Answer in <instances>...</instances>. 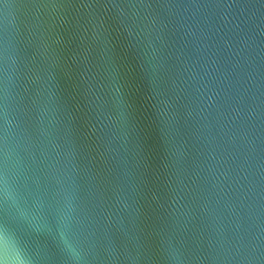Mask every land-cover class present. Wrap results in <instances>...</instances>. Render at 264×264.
Listing matches in <instances>:
<instances>
[{"label": "water", "instance_id": "95a60500", "mask_svg": "<svg viewBox=\"0 0 264 264\" xmlns=\"http://www.w3.org/2000/svg\"><path fill=\"white\" fill-rule=\"evenodd\" d=\"M0 264H264V0H0Z\"/></svg>", "mask_w": 264, "mask_h": 264}]
</instances>
